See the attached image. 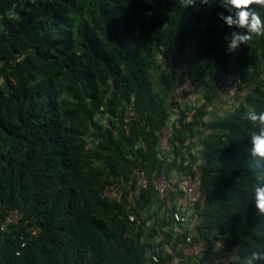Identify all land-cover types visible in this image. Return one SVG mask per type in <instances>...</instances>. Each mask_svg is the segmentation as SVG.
Returning a JSON list of instances; mask_svg holds the SVG:
<instances>
[{"label": "trees", "instance_id": "trees-1", "mask_svg": "<svg viewBox=\"0 0 264 264\" xmlns=\"http://www.w3.org/2000/svg\"><path fill=\"white\" fill-rule=\"evenodd\" d=\"M252 7L264 21V7ZM219 12L229 14L219 0H0V222L10 209L21 213L0 231V264H151L124 233L128 212L138 233L152 218L141 210L156 200L154 188L134 206L103 189L117 180L134 186L137 169L150 175L163 166L160 129L173 115L171 163L201 172L193 243L218 241L221 250L209 261L206 248L191 262L177 249L186 234L166 232L172 250L160 252L159 264H243L264 248L251 191L264 168L248 154L257 128L241 118L264 108V35L228 52L225 36L246 30ZM231 71L244 86L236 101L219 103L210 81ZM184 75L198 82L195 106L177 91ZM156 202L162 211L150 235L169 221L166 198ZM29 226L40 230L21 246Z\"/></svg>", "mask_w": 264, "mask_h": 264}, {"label": "built area", "instance_id": "built-area-1", "mask_svg": "<svg viewBox=\"0 0 264 264\" xmlns=\"http://www.w3.org/2000/svg\"><path fill=\"white\" fill-rule=\"evenodd\" d=\"M212 85L219 88L221 96L227 102H233L240 87L244 86L243 79L235 72H226L217 80L210 81ZM198 82L195 79L184 75L179 83L177 91L185 100L186 105L195 106L198 101ZM133 115L129 106H126L124 117V129L128 132V119ZM174 115L171 116L167 124L160 129L158 141V153L163 159V166L159 170H153L150 175L143 168L136 170L134 175V186L132 181L117 180L105 186L103 196L109 199L123 201L125 197L132 200L131 205L134 206V200L138 193L152 186L156 193V200L166 198L168 207V223L161 220V225L156 224L157 231L150 235V230L157 218L156 211L161 210L156 200L152 202L148 210H141V216L147 213L152 214V218L146 221L143 231L138 233L135 228L136 213L128 212L127 218L129 227L126 229L124 236L134 237L141 245L145 246L146 253L151 264H159V254L170 252L171 242L166 238V232L172 234H186L185 242L179 243L177 249L181 251L182 258L191 262H198L203 251L211 247L210 253L214 252V241L201 238L193 243V236L196 233L195 224L197 222L195 205L200 198V168L197 164H193L191 168H179L178 163L172 165L173 158L172 147L168 141L170 135L171 122ZM179 162V158L177 159ZM128 192V194H126ZM162 207V206H161ZM130 208V205L128 206ZM164 208V206L162 207ZM139 210V211H140ZM162 211V210H161ZM21 213L17 208L8 210L0 222V231H6L12 226L20 223ZM39 226H29L25 233L27 236H20L21 246L35 236L39 232ZM138 233V234H135ZM18 254V252H16ZM179 258L174 257L168 264H177Z\"/></svg>", "mask_w": 264, "mask_h": 264}, {"label": "clouds", "instance_id": "clouds-1", "mask_svg": "<svg viewBox=\"0 0 264 264\" xmlns=\"http://www.w3.org/2000/svg\"><path fill=\"white\" fill-rule=\"evenodd\" d=\"M196 0H184V7L194 5ZM202 4H208V0H199ZM220 6L227 10L229 14L219 12L218 17L229 27L237 26L245 29L246 33L233 31L225 36L228 41L227 51L234 53L241 44H247L251 33L264 35V21L253 9V5L264 7V0H219ZM147 16H151L149 11ZM242 119L251 122L257 130L250 135V145L248 154L253 158L254 166L257 169L264 168V108L257 111L249 107L243 113ZM251 191L254 192V204L256 210L264 215V175H258ZM264 240V235L261 236ZM243 264H264V248L250 250Z\"/></svg>", "mask_w": 264, "mask_h": 264}, {"label": "crops", "instance_id": "crops-1", "mask_svg": "<svg viewBox=\"0 0 264 264\" xmlns=\"http://www.w3.org/2000/svg\"><path fill=\"white\" fill-rule=\"evenodd\" d=\"M220 102H222V103H224V104H228V102L222 97V100H220L219 101V103ZM218 103V102H217ZM222 106H223V104H221ZM200 148V146H196L195 147V149L194 150H197V149H199ZM213 247H214V252H212V253H210L209 254V258H208V260L209 261H211L212 259H214L213 257H214V255L217 253H220V250H221V244H220V242H218V241H214V244H213ZM207 264V263H206Z\"/></svg>", "mask_w": 264, "mask_h": 264}, {"label": "rangeland", "instance_id": "rangeland-1", "mask_svg": "<svg viewBox=\"0 0 264 264\" xmlns=\"http://www.w3.org/2000/svg\"><path fill=\"white\" fill-rule=\"evenodd\" d=\"M197 93H198V95H200V94H201V91L198 90ZM234 100L236 101V99H234ZM230 103H231V102H230ZM223 106H224V105H223ZM223 106L221 105V110H220V111L217 110L218 113H220V112L223 111V109H224ZM224 110H225V109H224Z\"/></svg>", "mask_w": 264, "mask_h": 264}]
</instances>
